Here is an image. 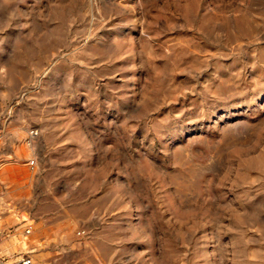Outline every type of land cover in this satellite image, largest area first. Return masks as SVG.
Listing matches in <instances>:
<instances>
[{"label": "rangeland", "instance_id": "1", "mask_svg": "<svg viewBox=\"0 0 264 264\" xmlns=\"http://www.w3.org/2000/svg\"><path fill=\"white\" fill-rule=\"evenodd\" d=\"M26 227L34 264H264V0H0L9 252Z\"/></svg>", "mask_w": 264, "mask_h": 264}, {"label": "built area", "instance_id": "2", "mask_svg": "<svg viewBox=\"0 0 264 264\" xmlns=\"http://www.w3.org/2000/svg\"><path fill=\"white\" fill-rule=\"evenodd\" d=\"M31 139H34L38 135L37 130H32L30 133ZM35 161L32 162L34 164ZM31 232V228H26L24 232L19 234L20 243H28V237ZM85 233L84 230H79L78 235H83ZM10 232H6L5 230H0V264H34V249L29 248V244L22 246L21 251L9 252L5 249V243L13 236Z\"/></svg>", "mask_w": 264, "mask_h": 264}, {"label": "bare ground", "instance_id": "3", "mask_svg": "<svg viewBox=\"0 0 264 264\" xmlns=\"http://www.w3.org/2000/svg\"><path fill=\"white\" fill-rule=\"evenodd\" d=\"M6 170H7V172H9V173L12 171L11 167L7 168ZM27 220H29V218L27 217V215L24 214V215H23V221H27ZM26 228H30V227H26ZM26 228H24V230H25ZM31 230H32V229H31ZM31 233H32V231L30 232L29 237H30ZM29 237H28V239H29ZM26 244H28V243H27V242L24 243V245H26ZM5 249L7 250L6 247H5Z\"/></svg>", "mask_w": 264, "mask_h": 264}]
</instances>
